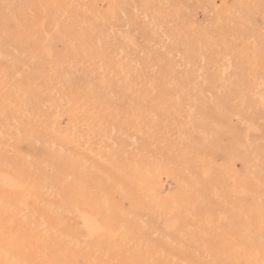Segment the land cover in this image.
Returning <instances> with one entry per match:
<instances>
[{"label": "rangeland", "instance_id": "rangeland-1", "mask_svg": "<svg viewBox=\"0 0 264 264\" xmlns=\"http://www.w3.org/2000/svg\"><path fill=\"white\" fill-rule=\"evenodd\" d=\"M10 238L0 264H264V0H0Z\"/></svg>", "mask_w": 264, "mask_h": 264}, {"label": "bare ground", "instance_id": "bare-ground-1", "mask_svg": "<svg viewBox=\"0 0 264 264\" xmlns=\"http://www.w3.org/2000/svg\"><path fill=\"white\" fill-rule=\"evenodd\" d=\"M69 27V26H68ZM92 36H90L89 37V40H90V38H91ZM101 39V38H100ZM85 44V43H84ZM74 48H76V47H74ZM99 56V55H98ZM110 81V80H109ZM263 82V81H262ZM99 86V85H98ZM104 86V85H103ZM128 88V87H127ZM132 91V90H131ZM138 96V95H137ZM144 96V95H143ZM139 98V97H138ZM143 99V98H142ZM138 100V99H137ZM138 102V101H137ZM213 138H215V136L213 137ZM213 140H215V139H213ZM213 140H211V141H213ZM210 144H211V142H210ZM209 145V144H208ZM59 159H60V157H59ZM63 159V158H62ZM61 162V161H60ZM8 175V176H7ZM7 175H3L2 176V174H1V179L3 180H5L6 181V184L7 183H9L10 185L11 184H17L15 181H17L18 179L17 178H14V177H10L9 176V174H7ZM5 176V177H4ZM16 177V176H15ZM140 180V179H139ZM5 181H2V182H5ZM13 182V183H12ZM15 182V183H14ZM77 196V195H76ZM77 200H79L81 203H82V205H83V202L84 203H86L85 201H83V200H81V199H77ZM77 202V201H76ZM66 204V203H65ZM80 205H74V207L72 208L73 209V211H76V212H80V214H78V215H81L82 216V220H83V225L86 227V228H88L94 235L95 234H98V233H102V231H110V229H111V227H109L106 223H107V219L105 218V217H103V214H102V211L101 210H98V209H96V208H92V209H90V210H88V209H84V207L83 208H80L79 207ZM79 209H78V208ZM98 207V206H97ZM99 208V207H98ZM43 212V214L45 215H49L48 214V212L47 211H42ZM260 214V213H259ZM252 226V225H251ZM89 235H91V234H89ZM39 236V235H38ZM37 235H35V237L36 238H39ZM93 236V235H92ZM32 240V239H31ZM30 240V241H31ZM47 240V239H46ZM51 240V239H50ZM12 241V238H10V239H8V240H0V249H4V248H7L8 249V247L10 248L11 247V242ZM23 242V241H22ZM21 242V243H22ZM27 242V241H26ZM29 242V241H28ZM94 242V241H93ZM50 247V246H49ZM12 248V247H11ZM13 250V249H12ZM87 256H89V255H87ZM57 257V256H56ZM62 257V256H61ZM64 259V258H63ZM89 259V258H88ZM8 264L10 263V262H7ZM52 262H50V264H51ZM90 263V262H89Z\"/></svg>", "mask_w": 264, "mask_h": 264}]
</instances>
